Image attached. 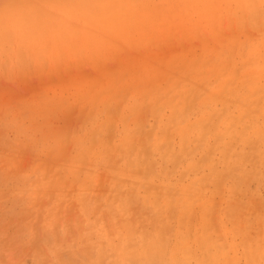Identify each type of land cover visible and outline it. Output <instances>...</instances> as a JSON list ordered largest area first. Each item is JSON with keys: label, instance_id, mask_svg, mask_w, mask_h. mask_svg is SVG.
Masks as SVG:
<instances>
[{"label": "rangeland", "instance_id": "rangeland-1", "mask_svg": "<svg viewBox=\"0 0 264 264\" xmlns=\"http://www.w3.org/2000/svg\"><path fill=\"white\" fill-rule=\"evenodd\" d=\"M5 2L8 4H17L20 3L21 0H0V10H2V5ZM30 2L60 3L65 2V0H30ZM153 2L171 3L179 2V0H153ZM16 15L18 22V44L26 48L32 54H39L46 51L48 56L56 57L61 53H65L63 58L65 67L63 69L64 74L54 79L46 80L44 82H26L23 80L15 88L5 86L4 90L7 96L16 98L20 95V97L24 98L25 100V104L12 121V134L14 136L23 137L24 135L37 130L39 126L38 117L42 102L48 100L59 101L61 99L70 98L72 101V108L70 111L62 114L59 123H66L72 125L73 127H78L84 118L89 113L93 112L94 107L97 105L108 106L117 100L128 103V96L131 95L129 91L130 86L137 88L138 96L142 97L143 95L147 94L154 100L153 105L143 110L145 120H148L151 117L154 118L157 123H159L161 117H163L166 124L170 125L172 129H174L173 132L168 134V138L167 135L162 136V139L160 138V147L157 152L153 154L150 150L148 151V154L152 155L153 159L147 173L141 169L137 175L128 176L122 180H119L115 189H113L111 193H106L108 206L110 208H116L122 199L128 198L130 196H140V207L143 206L142 201L144 199H150L153 196L158 197L160 203L168 208V211L162 214L160 223H162L164 228L171 229L173 232H175L177 229H180L182 225L186 224V217L182 211V208L186 202L177 198L184 191V185L179 181H181L184 176L186 177L187 170L191 166V161H195L198 165L200 164L198 171H201V175L207 172L210 181H214L213 173L216 171V169L220 170L221 173L226 176L224 177L223 175V179L225 180L227 179V172L233 168L243 170L251 162L256 161L258 162V164L255 163L258 169L259 162L264 156V149H262L264 148V138H262L264 137V132H261L262 127H264V82L261 80L258 69V50L260 45L258 32L254 34L253 39L245 42L243 45L242 54L239 56V63H244L246 67L243 70H240L236 59H224L221 62L213 65L212 70L204 74V81L205 84L216 85V90L211 94H205L201 96L198 93L193 94L192 92L183 91L174 80L164 77L155 79L152 70L161 62L171 59L172 57L181 53L186 54L188 51L187 49H184L180 50L178 53L174 49L160 47L159 45L162 43L163 36L173 33L183 36H191L197 33L204 34L213 30H218L220 28L219 20H211L202 17L186 20L183 18L151 12L150 15L152 17V22L148 26L142 29H132L119 25L115 22L102 21L96 18L76 15L64 16L60 18H57V16L53 15L52 17L43 20L28 18L26 14L22 13H16ZM73 34H76L78 37V39L75 41ZM150 39L153 41V44L151 47H146L145 45ZM110 41L119 43L124 52L121 58L114 64H111L108 72H106V61L110 60L111 49L108 47V42ZM73 42L78 44L81 48L87 50L90 54L81 58L68 57L66 53ZM201 55H207L208 57L215 59L218 55V45L215 43H210L206 52H202ZM172 68L173 70H176V65L173 64ZM219 82H221V84ZM243 85H245V87ZM220 86H223L224 88L228 87L230 92L226 91L225 89L223 90H225L226 93L223 90L219 91ZM239 88L240 91L243 90L241 93L238 90ZM254 91L255 93L253 95ZM227 94L228 97H225L227 100L223 98L224 96H221H227ZM207 96H209V98ZM249 98H251L253 101L256 100V104L255 101L252 102ZM202 99L207 104L201 103L203 102ZM225 100L226 102H224ZM258 100L261 102H258ZM234 102H236L235 105L233 104ZM257 102L259 104H257ZM189 104L190 106L193 105V107H195L190 108ZM199 104V107L202 109V111L200 108H198ZM176 105L178 106L176 107ZM226 107H228V110ZM205 110H207V112ZM243 110L244 112H242ZM252 110H256V113H254ZM245 113H248V120L247 116H245ZM251 113H253L252 116ZM201 115L203 117H201ZM219 115L221 120L218 118ZM197 118L198 120H196ZM200 119L202 121H200ZM198 121L199 123H197ZM204 123H207L206 127ZM232 123H234L236 126L234 124L233 126ZM192 124H195V127L192 126ZM215 124L216 126H214ZM90 126L91 121L87 123L86 127ZM247 126L248 130L250 129L249 131L247 130ZM227 127H231V129ZM233 127H236V129ZM252 127L254 130H251ZM202 130L203 133L200 132ZM97 131H99V128ZM210 132L212 137L215 136L214 138L208 135ZM108 135L109 138L113 140V142H117L119 135L115 131V121L113 122ZM193 135L195 141H191L193 139L191 136ZM249 136H251L250 139ZM220 137H223V139L221 140ZM215 138H217V140L220 139L221 142L220 140L217 142ZM259 138L262 139L260 140ZM244 140L246 143L248 140L247 145H245ZM255 140L257 142L256 144H254ZM249 142L251 143L250 145H248ZM169 143H171L170 148H167L169 147V145L167 146ZM188 143L190 145H186ZM206 144L209 149L207 148ZM232 144L233 149L231 148ZM252 144L255 146L253 147ZM220 146L221 148L228 147L232 149V151H230L228 154L229 166L228 164L225 166L221 160H219L221 159ZM165 147L168 149V151H166ZM216 147L218 149H216ZM252 147L254 150L256 148V153L253 149H248ZM185 148L187 149L184 150ZM175 149L177 150L176 153L173 151ZM181 149L184 150V153H182L183 150ZM192 149L194 152H191ZM169 150L171 151V159L174 158V160H162L166 155L164 151L169 153ZM210 151H212L213 154ZM250 153H252L253 156ZM121 154L122 153L120 150H117V153L111 156L113 161L111 167L113 169H119L120 165L123 163L122 159H120ZM175 154L176 156L178 154L179 156L181 155L180 158L178 156L176 157L179 159V162L178 160L176 161ZM141 155H143V153ZM186 155L188 156L186 157ZM192 156L194 157L191 158ZM242 156H246V158H243ZM247 157L249 158L247 159ZM185 158L187 161H185ZM205 158L206 160H204ZM196 160H198L199 163ZM200 162H203L204 165H201ZM206 165L209 167V169H206ZM173 166L175 168H173ZM160 171H163V175ZM183 171H185V173ZM224 172H226V174ZM167 174H169V176H167ZM5 183L6 178L0 175V192L4 191ZM145 187L150 189V191L144 192L143 189ZM253 188L257 190L256 196L251 203L249 213L245 214L244 216H241L239 213H228L221 211L219 201H213L210 198L201 199L197 209V216L192 226L193 244L196 247H203L204 249H214L218 242H227L230 245H242L251 243L253 238L258 239L261 232L264 231V225L261 223V213H264V202H262L260 199V182L258 174L257 179L253 184ZM169 202L171 204L170 207ZM69 213L70 215H79L82 225L87 228L92 238L99 241L104 247H108L112 243H118L121 246H125L132 239L139 240L141 237V234L135 230V225L138 222L136 216L128 219L124 227L118 228L117 226L113 225L111 218H109L107 215L102 219H98L96 215L88 213L83 208L82 212L78 213L72 211ZM148 214L149 213L147 212L145 213V215ZM140 221H143V217H140ZM101 251V249L97 250L98 257L100 256Z\"/></svg>", "mask_w": 264, "mask_h": 264}, {"label": "clouds", "instance_id": "clouds-1", "mask_svg": "<svg viewBox=\"0 0 264 264\" xmlns=\"http://www.w3.org/2000/svg\"><path fill=\"white\" fill-rule=\"evenodd\" d=\"M151 12L191 20L196 17L219 20L237 30H252L259 33L258 69L264 82V49L261 35L264 33V8L260 0H179L163 3ZM16 13L28 18L48 19L53 15L82 16L96 18L95 10L78 7L71 2L58 7H49L45 2L21 0L8 4L0 10V175L6 178L4 191L0 192V264H264V231L251 243L236 245L218 242L214 249L196 247L192 226L197 216L201 199L219 201L221 211L249 213L256 196L253 184L260 182V199L264 202V157L259 162H251L245 169L230 170L227 179H208L198 171L199 165L191 161L186 177L180 183L184 191L177 198L183 200L182 211L186 224L173 232L160 223L162 214L168 211L158 197L144 199L142 207L139 195L128 200V219L136 216L135 230L141 234L139 240L132 239L125 246L112 243L104 247L92 238L82 225L77 214L65 211L61 193L67 196L69 187L77 188L83 183L79 171L70 175H53L48 160L39 151L42 137L40 129H46L48 139L54 138L62 130L57 127L60 117L72 108L70 98L59 101L48 100L41 103L38 128L23 137L12 134V121L25 104L22 97L6 95L5 86L15 88L23 75L11 67V51L18 44V22ZM105 110L97 105L78 127L67 130L69 134L85 128L98 114ZM115 131L135 143L137 125L131 121L115 122ZM20 150H26L28 167L13 169L11 161ZM113 163L109 153L101 149H83L78 156V164L84 171H104V164ZM144 192L150 191L147 187ZM171 206L169 202V207ZM81 208L96 215L90 203L85 201ZM149 213L145 215V213ZM116 208H108L105 216L112 218ZM143 217V221H140ZM264 225V213H261ZM101 249L100 256L97 250Z\"/></svg>", "mask_w": 264, "mask_h": 264}, {"label": "snow or ice", "instance_id": "snow-or-ice-1", "mask_svg": "<svg viewBox=\"0 0 264 264\" xmlns=\"http://www.w3.org/2000/svg\"><path fill=\"white\" fill-rule=\"evenodd\" d=\"M69 2L78 7L95 10L96 19L115 22L132 29H142L148 26L152 22L150 10L163 4L153 2V0H65V2H45V4L55 8ZM260 3L264 8V0H260ZM7 5L8 3L5 2L2 7ZM254 34L250 29L237 30L220 22L218 30L204 34L183 36L173 33L163 36L160 47L174 49L178 53L184 49L188 51L186 54L181 53L155 66L152 70L153 76L155 79L164 77L174 80L183 91L198 93L201 96L211 94L216 90V85L205 84L204 74L210 72L213 65L224 59H236L239 69L243 70L246 65L239 63V56L242 54L245 42L253 39ZM73 37L74 41L78 39L76 34H73ZM210 43L218 45V55L215 59L201 55L202 52H206ZM152 44L153 41L150 39L145 46L151 47ZM261 45L264 49V33L261 35ZM108 47L111 52L110 60L105 64L106 72L111 64L121 58L124 52L120 44L114 41L108 42ZM89 54L75 42L70 45L66 53L68 57L75 58ZM10 56L11 67L22 73L26 82H44L64 74L63 58L65 53L56 57L48 56L46 51L32 54L17 44ZM173 64L176 65V70H173ZM129 91L131 95L128 96V103L117 100L113 104L105 106L104 112L98 114L91 121L90 127L81 128L77 133L69 134L67 130L72 129L73 126L66 123L57 125L62 131L52 139L47 138L49 133L46 129L38 131L37 135L42 137L39 142V151L48 160V167L52 169L53 175H70L79 171L83 176V183L77 188L69 187L66 198L64 193L60 194L66 212H82L81 204L87 201L91 204L97 218H104L109 208L106 193H111L119 180L137 175L141 169L147 173L153 159L148 151L150 150L153 154L157 152L160 147V138L174 131L170 125L166 124L163 117L159 123L151 117L145 120L143 110L154 104L153 98L147 94L142 97L138 96L137 88L133 86L129 87ZM127 120H131L137 125L134 147L123 136H119L117 142H113L108 135L114 121ZM98 128L99 131H97ZM262 132H264V127H262ZM85 148L89 150L101 149L109 153L110 156L120 150L122 153L120 159L123 163L119 169H113L106 162L104 171L100 174L95 171H84L78 164V156ZM142 153L143 155H141ZM28 161L26 150H20L11 161L10 167L13 169L28 167ZM127 220L128 200L124 198L116 206V213L112 216L111 221L113 225L122 228L126 225Z\"/></svg>", "mask_w": 264, "mask_h": 264}, {"label": "bare ground", "instance_id": "bare-ground-1", "mask_svg": "<svg viewBox=\"0 0 264 264\" xmlns=\"http://www.w3.org/2000/svg\"><path fill=\"white\" fill-rule=\"evenodd\" d=\"M251 72H252V71H251ZM247 74H248V73H247ZM241 75H242V74H241ZM248 75H250V74H248ZM243 76H244V75H243ZM245 77H247V76H245ZM255 77H257V76H255ZM253 78H254V77H253ZM235 79H236V78H235ZM245 79H246V78H245ZM256 79H257V78H256ZM223 80H224V79H223ZM241 80H242V79H241ZM233 81H234V80H233ZM233 81H232V82H233ZM242 81H243V80H242ZM251 81H252V80H251ZM255 81H256V80H255ZM255 81H254V82H255ZM219 83L221 84V82H219ZM241 83H242V82H241ZM244 83H245V82H244ZM257 83H258V82H257ZM216 84H217V83H216ZM222 84H223V83H222ZM233 84H234V83H233ZM246 84H247V83H246ZM223 85H224V84H223ZM226 85H227V84H226ZM218 86H219V85H218ZM240 86H242V85H240ZM243 86L245 87V85H243ZM256 87H257V86H256ZM257 88H258V87H257ZM223 89H225L226 91H229L228 87H227V88H224L223 86H220V87H219V91H222ZM246 89H247V88H246ZM225 90H223V91H225ZM238 90L240 91V88H239ZM247 90H248V89H247ZM226 91H225V93H226ZM242 91H243V90H241L240 93H241ZM258 91H259V90H258ZM258 91H256V92H258ZM229 92H230V91H229ZM229 92H228V93H229ZM248 92H251V91H248ZM248 92H247V93H248ZM261 92H262V91H261ZM263 92H264V91H263ZM254 93H255V91L253 92V95H254ZM242 94H243V93H242ZM251 94H252V93H251ZM243 95H244V94H243ZM258 95H259V94H258ZM221 96H222V97L224 96L223 98H225V97H228V94H227V96H225V95H221ZM249 96H250V94H249ZM207 97L209 98V96H207ZM215 97H216V96H215ZM230 97H231V95H230ZM253 97H255V96H253ZM253 97H252V98H253ZM216 98H217V97H216ZM237 98H238V97H237ZM237 98H235V99H237ZM194 99H195V98H194ZM205 99H206V98H205ZM220 99H221V98H220ZM225 99H226V98H225ZM238 99H239V98H238ZM240 99H241V98H240ZM249 99H251V98H249ZM202 100H203V99H202ZM226 100H227V99H226ZM226 100H225L224 102H226ZM245 100H246V99H245ZM262 100H263V99H262ZM199 101H200V100H199ZM206 101H207V100H206ZM243 101H244V99H243ZM249 101H250V100H249ZM251 101H252V102L255 101V104H256V100L253 101V100L251 99ZM259 101H260V100H258V102H259ZM179 102H180V101H179ZM200 102H201V101H200ZM227 102H228V101H227ZM236 102H237V100H236ZM236 102H234L233 104L235 105ZM239 102H240V101H239ZM246 102H248V101H246ZM258 102H257V104H259ZM260 102H261V101H260ZM196 103H197V102H196ZM201 103H205L204 100H203V102H201ZM201 103H200V104H201ZM221 103H222V102H221ZM262 103H263V102H262ZM177 104H178V103H177ZM200 104L198 105V108H200V107H199ZM205 104H207V103H205ZM231 104H232V103H231ZM241 104H242V103H241ZM195 105H196V104H195ZM227 105H228V104H227ZM234 105H233V106H234ZM236 105H237V104H236ZM177 106H178V105H176V107H177ZM184 106H185V105H184ZM229 106H230V105H229ZM233 106H232V107H233ZM238 106H239V105H238ZM243 106H244V105H243ZM249 106H250V105H249ZM257 106H258V105H257ZM259 106H260V105H259ZM185 107H186V106H185ZM189 107H190V108H191V107L194 108L195 106L193 107V105L190 106V104H189ZM210 107H211V106H210ZM210 107H209V109H210ZM224 107H225V106H224ZM235 107H236V106H235ZM250 107H251V106H250ZM190 108H189V110H190ZM202 108H203V107H202ZM214 108H215V107H214ZM227 108H228V107H226V109H227ZM247 108H248V107H247ZM252 108H253V107H252ZM258 108H259V107H258ZM258 108H254V109H258ZM260 108H261V106H260ZM260 108H259V109H260ZM186 109H187V108H186ZM186 109H185V110H186ZM200 109H201V108H200ZM204 109H205V107H204ZM220 109H221V108H220ZM223 109H224V108H223ZM238 109H239V108H238ZM238 109H237V110H238ZM189 110H188V111H189ZM207 110H208V108H207ZM207 110H205V111L207 112ZM213 110H215V109H213ZM216 110H217V109H216ZM227 110H228V109H227ZM239 110H241V109H239ZM249 110H250V109H249ZM249 110H248V111H249ZM174 111H175V110H174ZM201 111H202V109H201ZM222 111H224V110H222ZM229 111H230V110H229ZM252 111H253V110H252ZM206 112H205V113H206ZM210 112H211V111H210ZM210 112H209V113H210ZM242 112H244V110H243ZM242 112H241V113H242ZM246 112H247V111H246ZM253 112L256 113V110L253 111ZM182 113H183V112H182ZM212 113H213V112H212ZM227 113H229V112H227ZM233 113H234V112H233ZM248 113H249V112H248ZM248 113H247V114H248ZM210 114H211V113H210ZM218 114H219V113H218ZM245 114H246V113H245ZM247 114H246L245 116H247ZM252 114H253V113H251V116H252ZM258 114H259V113H258ZM171 115H172V113H171ZM220 115H221V114H220ZM220 115H219V117H218L219 119H220ZM222 115H223V114H222ZM227 115H228V114H227ZM232 115H233V114H232ZM232 115H231V116H232ZM256 115H257V114H256ZM175 116H176V115H175ZM209 116H210V115H209ZM224 116H226V115H224ZM234 116H236V115H234ZM243 116H244V115H243ZM249 116H250V115H249ZM251 116H250V117H251ZM254 116H255V115H254ZM260 116H261V115H260ZM172 117H173V116H172ZM184 117H185V116H184ZM201 117H203V116L201 115ZM261 117H262V116H261ZM199 118H200V117H199ZM216 118H217V117H216ZM216 118H215V119H216ZM218 118H217V119H218ZM236 118H237V117H236ZM242 118H243V117H242ZM248 118H249V117L247 116V120H248ZM257 118H258V117H257ZM263 118H264V117H263ZM183 119H184V118H183ZM202 119H203V118H202ZM226 119H227V118H226ZM228 119H229V118H228ZM232 119H233V118H232ZM250 119H252V118H250ZM250 119H249V120H250ZM196 120H198V118H197ZM204 120H205V119H204ZM220 120H221V119H220ZM220 120H219V121H220ZM236 120H237V119H236ZM236 120H235V121H236ZM200 121H202V120L200 119ZM217 121H218V120H217ZM227 121H228V120H227ZM250 121H251V120H250ZM254 121H255V120H254ZM259 121H260V120H259ZM262 121H263V120H262ZM209 122H210V121H209ZM244 122H245V121H244ZM251 122H252V121H251ZM255 122H256V121H255ZM181 123H182V122H181ZM189 123H190V122H189ZM197 123H199V121H198ZM197 123H195V124H197ZM201 123H202V122H201ZM207 123H208V122H207ZM207 123H204V124H205V127L207 126ZM215 123H216V122H215ZM223 123H224V122H223ZM223 123H222V125H223ZM225 123H226V122H225ZM246 123H247V122H246ZM263 123H264V121H263ZM173 124H174V123H173ZM195 124H194V125H195ZM204 124H203V126H204ZM216 124H217V123H216ZM216 124H215L214 126H216ZM233 124H234V123H232V125H233ZM244 124H245V123H244ZM250 124H251V123H250ZM252 124H253V123H252ZM261 124H262V122H261ZM194 125L192 124V126H194ZM234 125H235V124H234ZM234 125H233V126H234ZM259 125H260V124H259ZM185 126H186V125H185ZM189 126H190V125H189ZM209 126H210V124H209ZM209 126H208V127H209ZM217 126H218V125H217ZM225 126H226V125H225ZM230 126H231V125H230ZM235 126H236V125H235ZM237 126H238V125H237ZM244 126H245V125H244ZM251 126H252V125H251ZM194 127H195V126H194ZM205 127H204V128H205ZM218 127H220V126H218ZM256 127H257V126H256ZM260 127H262V126H260ZM197 128H198V127H197ZM225 128H226V127H225ZM227 128H230V129H231V127H227ZM233 128L236 129V127H233ZM252 128H253V127H252ZM252 128H251V130H254V128H253V129H252ZM215 129H216V128H215ZM215 129H214V130H215ZM230 129H229V130H230ZM244 129H245V127H244ZM190 130H191V129H190ZM190 130H189V131H190ZM211 130H212V129H211ZM247 130H248V126H247ZM249 130H250V129H249ZM249 130H248V131H249ZM255 130H256V129H255ZM231 131H232V130H231ZM236 131H237V130H236ZM238 131H239V130H238ZM248 131H247V132H248ZM200 132L203 133V130L200 131ZM205 132H206V131H205ZM211 132H213V131H211ZM211 132H210V134H208L209 136H211ZM258 132H260V131H258ZM261 132H262V131H261ZM232 133H233V132H232ZM238 133H239V132H238ZM204 134H205V133H204ZM204 134H203V135H204ZM206 134H207V132H206ZM228 134H229V133H228ZM236 134H237V133H236ZM241 134H242V133H241ZM253 134H254V133H253ZM259 134H260V133H259ZM262 134H263V133H262ZM171 135H172V134H171ZM223 135H224V134H223ZM232 135H233V134H232ZM242 135H243V134H242ZM244 135H246V134H244ZM168 136H169V135H167V138H168ZM237 136H238V135H237ZM240 136H241V135H240ZM251 136H252V135H251ZM251 136H249V139H250ZM253 136H254V135H253ZM262 136H263V135H262ZM191 137L193 138L194 135L191 136ZM201 137H202V136H201ZM205 137H206V135H205ZM211 137H212V136H211ZM214 137H215V136H214ZM214 137H212V138H214ZM231 137H232V136H231ZM247 137H248V136H247ZM259 137H260V136H259ZM209 138H210V137H209ZM217 138H219V137H217ZM217 138H215V139L217 140ZM220 138H221V137H220ZM240 138H241V137H240ZM240 138H239V139H240ZM244 138H245V136H244ZM257 138H258V136H257ZM262 138H264V137H262ZM262 138H261V139H262ZM161 139H162V138H161ZM222 139H223V137L221 138V140H222ZM226 139H227V138H226ZM228 139H229V138H228ZM232 139H233V137H232ZM252 139H253V138H252ZM254 139H256V138H254ZM259 139H260V138H259ZM261 139H260V140H261ZM165 140H166V139H165ZM193 140H194V138H193L191 141H193ZM219 140H220V139H219ZM219 140H217V142H218ZM221 140H220V142H221ZM233 140H234V139H233ZM236 140H237V139H236ZM236 140H235V141H236ZM242 140H243V137H242ZM242 140H241V141H242ZM256 140H257V139H256ZM256 140H255V143H254V144L257 143ZM263 140H264V139H263ZM194 141H195V140H194ZM205 141H206V140H205ZM225 141H226V140H225ZM229 141H230V140H229ZM231 141H232V140H231ZM244 141H245V140H244ZM253 141H254V140H253ZM198 142H199V141H198ZM206 142H207V141H206ZM212 142H214V141H212ZM217 142H216V144H217ZM232 142H233V141H232ZM184 143H185V142H184ZM193 143H194V142H193ZM208 143H209V142H208ZM208 143H207V144H208ZM228 143H229V142H228ZM240 143H241V142H240ZM247 143H248V140H247ZM247 143H246V141H245V145H247ZM165 144H166V143H165ZM181 144H182V143H181ZM207 144H206V146H207ZM225 144H226V143H225ZM234 144H235V143H234ZM242 144H243V143H242ZM242 144H241V146H242ZM250 144H251V143L249 142L248 145H250ZM168 145H169V147H167V148H170L171 143L167 144V146H168ZM186 145H190V144L188 143V144H186ZM226 145H227V144H226ZM230 145H231V143H230ZM237 145H238V144H237ZM252 145H253V144H252ZM163 146H164V144H163ZM206 146H205V147H206ZM241 146H240V147H241ZM254 146H255V145H253V147H254ZM257 146H258V145H257ZM188 147H189V146H188ZM188 147H187V148H188ZM205 147H204V148H205ZM214 147H215V146H214ZM229 147H230V146H229ZM240 147H239V148H240ZM245 147H246V146H245ZM245 147H244V148H245ZM249 147H250V146H249ZM253 147H252V148H248V149H253V150H254ZM165 148H166V147H165ZM167 148H166V151H168ZM183 148H184V147H183ZM187 148H185L184 150H186ZM207 148H208V146H207ZM220 148H221V146H220ZM231 148L233 149V144H232ZM231 148H228V147H224V148L222 147V148H221V152H220V153H221V156H220L221 159H219V160H221V162H222L225 166L228 164V160H229V159H228V154H229L230 151H232ZM244 148H243V149H244ZM261 148H262V147H261ZM261 148H260V149H261ZM160 149H161V148H160ZM208 149H209V148H208ZM216 149H218V148L216 147ZM257 149H258V148H257ZM262 149H264V148H262ZM181 150H183V149H181ZM181 150H180V151H181ZM184 150H183L182 153H184ZM188 150H189V149H188ZM204 150H205V149H204ZM212 150H213V149H212ZM255 150H256V148H255ZM255 150H254V151H255ZM166 151H164V153H166V155H165L164 157L162 156V157H163L162 160H164V161H170V160H172V161H173L174 158L171 159V151L169 150V151H170L169 153H167ZM173 151L176 153L177 150L175 149V150H173ZM189 151H190V150H189ZM189 151H188V152H189ZM205 151H206V150H205ZM207 151H208V150H207ZM214 151H215V150H214ZM219 151H220V150H219ZM261 151H262V150H261ZM159 152H160V151H159ZM174 152H173V153H174ZM191 152H194L193 149H192ZM210 152L212 153V151H210ZM216 152H217V151H216ZM248 152H249V151H248ZM251 152L253 153L252 150H251ZM256 152H257V151H255V153H256ZM259 152H260V151H259ZM262 152H263V151H262ZM160 153H161V152H160ZM205 153H206V152H205ZM205 153H204V154H205ZM234 153H235V152H234ZM242 153H243V152H242ZM242 153H240V154H242ZM252 153H250V154L252 155ZM185 154H186V152H185ZM187 154H188V153H187ZM212 154H213V153H212ZM245 154H247V153H245ZM250 154H249V155H250ZM257 154H258V153H257ZM205 155H206V154H205ZM207 155H209V154H207ZM249 155H248V156H249ZM177 156L180 158L181 155L179 156V154H178ZM177 156H176V154H175V158H176ZM187 156H188V155H186V157H187ZM252 156H253V155H252ZM261 156H262V155H261ZM193 157H194V156H192L191 158H193ZM204 157H205V156H204ZM209 157H211V156H209ZM237 157H238V156H237ZM242 157H243V156H242ZM263 157H264V156H263ZM200 158H201V157H200ZM206 158H207V156H206ZM206 158H205L204 160H206ZM212 158H213V157H212ZM243 158H246V156H244ZM248 158H249V157H247V159H248ZM252 158H255V157H252ZM256 158H257V157H256ZM198 159H199V158H198ZM201 159H202V158H201ZM209 159H210V158H209ZM213 159H214V158H213ZM231 159H232V158H231ZM236 159H237V158H236ZM241 159H242V158H241ZM258 159H259V158H258ZM177 160H178V162H179V159L176 158V161H177ZM204 160H201V161H204ZM207 160H208V158H207ZM242 160H243V159H242ZM251 160H253V159H251ZM259 160H260V159H259ZM259 160H258V161H259ZM185 161H187L186 158H185ZM196 161L198 162V160H196ZM210 161H211V159H210ZM234 161H235V160H234ZM247 161H248V160H247ZM206 162H207V161H206ZM212 162H213V161H212ZM232 162H233V161H232ZM232 162H231V163H232ZM243 162H244V161H243ZM249 162H250V161H249ZM187 163H188V162H187ZM198 163H199V162H198ZM200 163H201V162H200ZM222 163H221V164H222ZM255 163L258 164V162H256V161H255ZM173 164H174V163H173ZM175 164H176V162H175ZM178 164H179V163H178ZM178 164H177V166H178ZM183 164H184V163H183ZM188 164H189V163H188ZM202 164H203V162L201 163V165H202ZM167 165H168V163H167ZM199 165H200V164H199ZM203 165H204V164H203ZM207 165H208V164H207ZM207 165H206V167H207ZM219 165H220V164H219ZM230 165H231V164H230ZM171 166H172V165H171ZM171 166H170V167H171ZM174 166H175V165H174ZM174 166H173V168H175ZM214 166H216V165H214ZM228 166H229V164H228ZM235 166H236V165H235ZM182 167H183V166H182ZM184 167H185V166H184ZM201 167H202V166H201ZM218 167H219V166H218ZM222 167H224V166H222ZM179 168H180V167H179ZM185 168H186V167H185ZM187 168H188V167H187ZM211 168H212V167H211ZM226 168H227V167H226ZM229 168H230V167H229ZM203 169H204V168H203ZM206 169H209V167H207ZM206 169H205V170H206ZM220 169H221V168H220ZM167 170H168V167H167ZM181 170H182V168H181ZM184 170H185V169H184ZM213 170H214V169H213ZM224 170H225V169H224ZM228 170H229V169H228ZM232 170H234V168H233ZM163 171H164V170H163ZM163 171H160V172H162V173H161L162 175H163ZM214 171H215V170H214ZM183 172L185 173V171H183ZM200 172H201V171H200ZM222 172H223V170H222ZM168 173H170V172H168ZM224 173L226 174V172H224ZM227 173H228V172H227ZM211 174H212V173H211ZM211 174H210V175H211ZM182 175H183V174H182ZM210 175H209V176H210ZM223 175H224V174H222L220 170H217V169H216V171L213 173L214 180H216V179H218V178H222V179H223L224 177H226L225 175H224V177H223ZM167 176H169V174H167ZM184 177H185V176H184ZM208 179H209V178H208ZM256 183H257V182H256ZM182 187H183V186H182ZM182 187H181V189H182ZM256 188H258V187H256ZM256 191H257V190H256Z\"/></svg>", "mask_w": 264, "mask_h": 264}]
</instances>
